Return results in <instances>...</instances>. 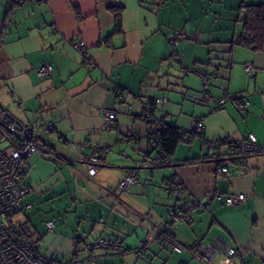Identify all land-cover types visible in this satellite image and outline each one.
I'll return each instance as SVG.
<instances>
[{"label": "crops", "instance_id": "crops-1", "mask_svg": "<svg viewBox=\"0 0 264 264\" xmlns=\"http://www.w3.org/2000/svg\"><path fill=\"white\" fill-rule=\"evenodd\" d=\"M251 4L264 0H0V115L35 136L53 121L46 144L63 153L34 154L23 163L32 190L22 211L41 253L84 264H264V152L223 176L206 158L211 140L254 133L264 145V50L239 42L240 17ZM177 31L184 36L172 56ZM44 63L52 66L48 77L38 74ZM199 73L208 78V95H245L247 110L239 113L231 100L216 108L192 99L202 89ZM143 103L188 131L168 164L150 171L139 169L148 143ZM106 109L116 113L112 128ZM197 118L205 127L191 134ZM95 149L99 169L89 176L83 158ZM133 169L137 180L119 191V180ZM173 178L183 187L181 204L215 192L243 193L245 200L228 206L213 198L210 210L193 211L190 222L174 220L167 189ZM149 227L169 241L153 239L136 255L130 250ZM99 237H119L129 251L87 250ZM229 248L236 253L229 255Z\"/></svg>", "mask_w": 264, "mask_h": 264}, {"label": "built area", "instance_id": "built-area-1", "mask_svg": "<svg viewBox=\"0 0 264 264\" xmlns=\"http://www.w3.org/2000/svg\"><path fill=\"white\" fill-rule=\"evenodd\" d=\"M16 4L32 0H13ZM43 1V0H37ZM184 36L183 32H174L170 38L171 55L176 56L179 40ZM77 49H82L81 41H73ZM248 76L255 74V69L251 64L244 67ZM52 66L49 63L42 64L38 69V74L43 77L50 76ZM202 76V89L199 93L193 94L195 101H212L216 108L221 107L227 100H231L239 113H244L250 105L245 95L231 94L223 97H213L208 95V78ZM119 93V98L122 99ZM105 124L107 128L114 126L116 113L114 110H104ZM142 118L146 124L147 134H155L160 128L165 126L164 119L154 113L153 108L148 103L142 104ZM204 123L201 119H195L190 132H201L204 129ZM53 121H47L41 126L39 135L35 136L28 132V128L10 118L0 115V264H84L85 260L81 258H72L68 260H54L51 256L39 251L40 243L32 240L24 230L12 221V217L22 211V200L32 188L25 182V170L23 163L34 154H41L47 158H60L63 153L46 144V136L54 131ZM188 131L180 130V135H186ZM206 158L216 165V175L223 176L229 174L231 165L235 160H241L255 156L264 152V145L257 141L254 133H249L245 138L235 141L211 140L207 142ZM156 151L154 156H149L151 150ZM143 160L139 166L142 170H152L154 167L168 164L161 145L156 144L154 138H148L147 148L143 151ZM100 150L83 158L85 171L89 176H94L99 169ZM239 166V165H237ZM138 169H133L125 173L117 184V189L124 192L129 185L138 178ZM167 189L171 194L170 215L176 220L191 221V213L197 209L210 210L211 200L213 198H223L224 204L228 206L239 205L245 200L243 193H212L206 194L201 198H192L186 203H180L179 199L183 187L178 179L169 180ZM45 225L48 230L54 227L53 220H47ZM153 239H160L162 242H168L169 237L161 229L149 227L143 240L139 241L138 246L130 251L139 255ZM87 250L105 249L126 253L129 251L119 237H100L94 242L87 244ZM207 253V247L203 249ZM229 255L236 253L235 248L227 250Z\"/></svg>", "mask_w": 264, "mask_h": 264}, {"label": "trees", "instance_id": "trees-1", "mask_svg": "<svg viewBox=\"0 0 264 264\" xmlns=\"http://www.w3.org/2000/svg\"><path fill=\"white\" fill-rule=\"evenodd\" d=\"M114 18L115 25L119 27V8L114 9ZM240 21L242 22L243 31L242 35L239 38V42L252 49L264 50V4H251L247 6L245 8L244 14L240 17ZM190 133L193 134L198 132ZM184 136L185 135H180V130H178L177 127L172 124L166 123L165 126L160 128L155 134H149L148 138L150 139L153 137L156 141V144L162 146L166 157H169L173 154L177 143L182 140ZM149 150L153 149L150 148ZM148 155L151 156L150 153ZM236 163L237 165L241 166L243 164V161L234 159V164ZM24 232L30 237V235L25 230Z\"/></svg>", "mask_w": 264, "mask_h": 264}, {"label": "rangeland", "instance_id": "rangeland-1", "mask_svg": "<svg viewBox=\"0 0 264 264\" xmlns=\"http://www.w3.org/2000/svg\"><path fill=\"white\" fill-rule=\"evenodd\" d=\"M12 221L16 222L17 224H20L27 233H29L27 227L25 226V209L22 212L17 213L12 217Z\"/></svg>", "mask_w": 264, "mask_h": 264}, {"label": "water", "instance_id": "water-1", "mask_svg": "<svg viewBox=\"0 0 264 264\" xmlns=\"http://www.w3.org/2000/svg\"><path fill=\"white\" fill-rule=\"evenodd\" d=\"M5 117H7V116H5Z\"/></svg>", "mask_w": 264, "mask_h": 264}]
</instances>
